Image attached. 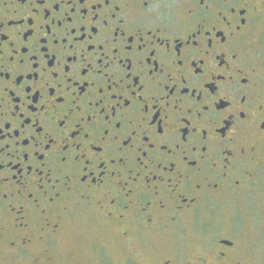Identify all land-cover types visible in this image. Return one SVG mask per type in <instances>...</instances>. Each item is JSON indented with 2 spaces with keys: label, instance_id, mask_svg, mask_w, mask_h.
<instances>
[{
  "label": "flooded vegetation",
  "instance_id": "af4514ba",
  "mask_svg": "<svg viewBox=\"0 0 264 264\" xmlns=\"http://www.w3.org/2000/svg\"><path fill=\"white\" fill-rule=\"evenodd\" d=\"M262 21L264 0H0V264H246Z\"/></svg>",
  "mask_w": 264,
  "mask_h": 264
},
{
  "label": "rangeland",
  "instance_id": "374dc122",
  "mask_svg": "<svg viewBox=\"0 0 264 264\" xmlns=\"http://www.w3.org/2000/svg\"><path fill=\"white\" fill-rule=\"evenodd\" d=\"M256 37L253 39L258 49V59L264 67V21L258 26ZM255 185L249 193V199H245L242 217L237 220V233L241 234V241L245 252L250 255H243L242 262L246 264H264V170L257 172L254 176ZM74 237L87 239L90 237L82 234L81 230L73 231ZM77 258L83 264H97V257L85 249L77 252ZM114 264H122V253L113 252Z\"/></svg>",
  "mask_w": 264,
  "mask_h": 264
}]
</instances>
